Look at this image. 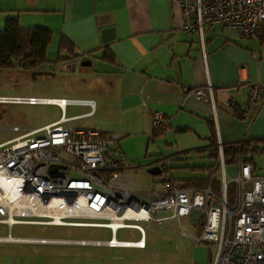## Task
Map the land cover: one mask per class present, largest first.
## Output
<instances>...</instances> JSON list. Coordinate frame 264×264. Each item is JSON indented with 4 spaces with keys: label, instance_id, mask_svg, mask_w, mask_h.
<instances>
[{
    "label": "crops",
    "instance_id": "obj_1",
    "mask_svg": "<svg viewBox=\"0 0 264 264\" xmlns=\"http://www.w3.org/2000/svg\"><path fill=\"white\" fill-rule=\"evenodd\" d=\"M7 18H14L20 28L48 30L45 55L54 48L53 63H70L74 73L81 70L78 80L85 85L82 90L65 91L63 96L39 98L64 100L65 104L37 105L54 108V115L29 129L63 117L72 127L118 135L122 181L133 192L159 189L157 160L165 161L178 186H203L209 174L205 169L215 165L207 151L208 122L213 124L215 149L217 140L222 146L242 138L249 143L264 139L263 32L243 39L216 24L204 28L201 37L196 32L184 34L179 8L166 0H0V29ZM61 41L66 42L71 54L67 50L57 53ZM206 84L212 88V105L188 94ZM249 84L260 85L261 101L244 108ZM232 108L241 110V119ZM154 112L164 114L167 120L150 137ZM188 160L189 164L197 161L184 167L194 176L175 179V168L168 161ZM202 160L211 164L203 165ZM227 168L234 176L236 168ZM0 226L6 231L0 236V244H41L11 236L13 226L25 225ZM138 235L134 242L140 239ZM143 241L142 249L119 248L144 250V228ZM0 264L19 263L12 257L11 261L0 259Z\"/></svg>",
    "mask_w": 264,
    "mask_h": 264
},
{
    "label": "built area",
    "instance_id": "obj_2",
    "mask_svg": "<svg viewBox=\"0 0 264 264\" xmlns=\"http://www.w3.org/2000/svg\"><path fill=\"white\" fill-rule=\"evenodd\" d=\"M179 8L181 30L201 37L206 27L221 25L246 39L264 33V0H166ZM194 99L212 105V88L188 91ZM261 87L249 84L244 108L261 101ZM0 103L64 105L37 98H0ZM230 104V103H229ZM160 112L151 114L150 137L166 124ZM60 118L44 127L23 130L0 126V223L69 228H101L106 241H51L75 246L107 248L144 247L138 223L160 225L167 219L199 222L194 245L213 244L210 264H264V172L253 163L236 162V173L226 181L220 142L217 161L201 187H180L164 160H157L159 189L131 191L122 181L119 136L102 135L95 129L69 126ZM56 169L50 172V167ZM217 181L218 191L213 184ZM234 186L229 206L226 189ZM167 212V217H157ZM55 216L57 219L55 220ZM198 218H200L198 220ZM133 229L140 234L134 243H119L114 234Z\"/></svg>",
    "mask_w": 264,
    "mask_h": 264
},
{
    "label": "rangeland",
    "instance_id": "obj_3",
    "mask_svg": "<svg viewBox=\"0 0 264 264\" xmlns=\"http://www.w3.org/2000/svg\"><path fill=\"white\" fill-rule=\"evenodd\" d=\"M48 62L34 70H22L16 66L0 69V98H52L63 96L65 91L82 90L85 85L78 79L82 73L73 72L70 63L54 64L55 50L49 48L46 54ZM68 65V66H66ZM73 65V64H71ZM54 108L47 106H25L22 104L0 103V126H17L29 129L54 115ZM180 156V157H186ZM189 156L193 157V154ZM174 167L173 176L182 180V176L193 177L194 173L184 169L191 166L188 161L170 163ZM186 162V164H184ZM203 165L211 161L202 160ZM184 164V165H183ZM253 164L259 172H264V156L254 155ZM181 168V169H180ZM226 181L233 175L225 169ZM158 217H167V213H159ZM200 218H198L199 220ZM162 226L147 225L144 228V250L133 248L108 249L105 247L47 244H0V259L11 261L12 257L19 264H210L214 246L201 242L193 247V237L199 235V222L187 223V219L167 220ZM6 234L0 226V236ZM11 236L31 240H82L106 241L110 234L101 228H69L51 226H13ZM137 232L118 230L114 240L134 242Z\"/></svg>",
    "mask_w": 264,
    "mask_h": 264
},
{
    "label": "trees",
    "instance_id": "obj_4",
    "mask_svg": "<svg viewBox=\"0 0 264 264\" xmlns=\"http://www.w3.org/2000/svg\"><path fill=\"white\" fill-rule=\"evenodd\" d=\"M50 40V32L44 28H20L14 18H7L0 29V69H10L14 66L22 70H34L48 62L45 51ZM57 48V53L67 50L66 42L61 41ZM66 48V49H65ZM234 110V111H233ZM232 113L236 118L241 119L242 114L239 108H232ZM231 113V114H232ZM209 138L207 140V151L209 157L217 161L215 149V133L213 124L208 122ZM223 164L230 166L236 162L253 163L254 155L264 156V139L249 143L245 138L239 141L222 144L221 146ZM214 165L205 169L211 172ZM210 170V171H209ZM217 181L214 182V190L217 191ZM234 195L233 184H228L226 196L229 206L232 204Z\"/></svg>",
    "mask_w": 264,
    "mask_h": 264
},
{
    "label": "water",
    "instance_id": "obj_5",
    "mask_svg": "<svg viewBox=\"0 0 264 264\" xmlns=\"http://www.w3.org/2000/svg\"><path fill=\"white\" fill-rule=\"evenodd\" d=\"M56 169V167L52 166L50 167V172L54 171Z\"/></svg>",
    "mask_w": 264,
    "mask_h": 264
},
{
    "label": "bare ground",
    "instance_id": "obj_6",
    "mask_svg": "<svg viewBox=\"0 0 264 264\" xmlns=\"http://www.w3.org/2000/svg\"><path fill=\"white\" fill-rule=\"evenodd\" d=\"M54 102H56V103H59V101H54ZM57 219V216H55V220Z\"/></svg>",
    "mask_w": 264,
    "mask_h": 264
}]
</instances>
